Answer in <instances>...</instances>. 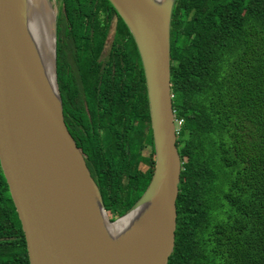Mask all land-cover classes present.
<instances>
[{
  "label": "trees",
  "instance_id": "trees-1",
  "mask_svg": "<svg viewBox=\"0 0 264 264\" xmlns=\"http://www.w3.org/2000/svg\"><path fill=\"white\" fill-rule=\"evenodd\" d=\"M58 1L63 22L99 24L101 30L114 13L127 29L109 0ZM124 56L118 50V57L103 62L109 119L124 108L125 126L140 137L133 119L139 126L149 119L144 71L140 58V103L133 106V90L122 85ZM170 86L182 164L167 264H264V0H175ZM134 142L132 136L128 143ZM96 159L103 203L117 217L141 196L150 176L137 173L136 163L128 170L105 154ZM0 264H29L1 168Z\"/></svg>",
  "mask_w": 264,
  "mask_h": 264
},
{
  "label": "water",
  "instance_id": "water-1",
  "mask_svg": "<svg viewBox=\"0 0 264 264\" xmlns=\"http://www.w3.org/2000/svg\"><path fill=\"white\" fill-rule=\"evenodd\" d=\"M109 1L139 50L155 149L146 188L113 220L63 119L55 70V9L50 76L31 32L28 0H0V168L29 264H167L174 247L182 164L170 86L175 0ZM135 208L125 226L110 235L108 224Z\"/></svg>",
  "mask_w": 264,
  "mask_h": 264
},
{
  "label": "flooded vegetation",
  "instance_id": "flooded-vegetation-1",
  "mask_svg": "<svg viewBox=\"0 0 264 264\" xmlns=\"http://www.w3.org/2000/svg\"><path fill=\"white\" fill-rule=\"evenodd\" d=\"M53 3L56 15L57 11H60L59 1ZM102 25L104 29L99 30L97 27L100 26L99 24L86 25L63 22V20L61 24H56L55 70L63 119L95 183V174L99 169L97 154H105L109 159H116L120 166H126L128 170H131L132 164L136 163L137 173L151 177L152 174L150 175L148 171L151 165L154 168L155 149L150 118L145 119L142 126H139V118L133 119L136 121L135 130L141 133L140 137L136 136L130 125L125 126L127 111L124 108L118 112L117 119L110 122L108 78L106 65L103 63L107 56L118 57V50L125 53V61L120 67L123 75L122 85L125 90H133L135 101L131 105L138 107L139 50L136 42L135 45L133 44L134 38L132 40L128 27L124 29L114 13L109 18V22ZM83 26L91 27L90 30L85 31ZM82 40L90 41L91 45L83 44ZM98 41L100 47L95 46ZM87 59L90 62H87ZM132 136L135 137L133 144L128 143ZM81 141L85 144L83 148L78 144Z\"/></svg>",
  "mask_w": 264,
  "mask_h": 264
},
{
  "label": "bare ground",
  "instance_id": "bare-ground-1",
  "mask_svg": "<svg viewBox=\"0 0 264 264\" xmlns=\"http://www.w3.org/2000/svg\"><path fill=\"white\" fill-rule=\"evenodd\" d=\"M163 0H157L160 3ZM28 21L31 32L34 37L36 49L39 57L42 60L41 65L50 76H52L53 68V18L54 12L46 0H28L27 2ZM86 192L94 202L93 190L89 185H86ZM139 208H135L126 217L120 218L113 224H108L107 231L113 235L119 229L125 226L126 221L131 219L132 213H135Z\"/></svg>",
  "mask_w": 264,
  "mask_h": 264
},
{
  "label": "rangeland",
  "instance_id": "rangeland-1",
  "mask_svg": "<svg viewBox=\"0 0 264 264\" xmlns=\"http://www.w3.org/2000/svg\"><path fill=\"white\" fill-rule=\"evenodd\" d=\"M50 2L52 3V8H53V11H54V9H55V5H54V3L53 2H56V0H50ZM55 23L56 24H58V23H60L61 24V21L63 20V15H62V13L58 10L57 11V13H56V15H55ZM152 162V161H151ZM153 166L151 165V167H150V169H149V174L151 175L152 174V172H153ZM104 201V200H103ZM105 206V205H104ZM108 215L110 216V218H113V217H116L115 215L116 214H114L110 209H108Z\"/></svg>",
  "mask_w": 264,
  "mask_h": 264
}]
</instances>
